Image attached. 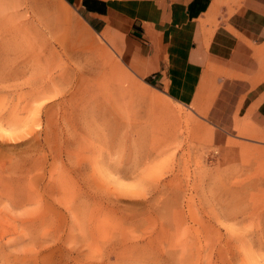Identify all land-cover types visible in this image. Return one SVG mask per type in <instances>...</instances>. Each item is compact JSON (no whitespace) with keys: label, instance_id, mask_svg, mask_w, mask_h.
<instances>
[{"label":"rangeland","instance_id":"rangeland-1","mask_svg":"<svg viewBox=\"0 0 264 264\" xmlns=\"http://www.w3.org/2000/svg\"><path fill=\"white\" fill-rule=\"evenodd\" d=\"M0 264H264V142L225 134L61 0H0Z\"/></svg>","mask_w":264,"mask_h":264},{"label":"crops","instance_id":"crops-1","mask_svg":"<svg viewBox=\"0 0 264 264\" xmlns=\"http://www.w3.org/2000/svg\"><path fill=\"white\" fill-rule=\"evenodd\" d=\"M129 68L225 134L264 142V0H61Z\"/></svg>","mask_w":264,"mask_h":264}]
</instances>
